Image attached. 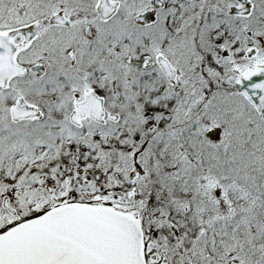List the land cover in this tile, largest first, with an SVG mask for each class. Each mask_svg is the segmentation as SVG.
Wrapping results in <instances>:
<instances>
[{
    "label": "snow or ice",
    "instance_id": "obj_1",
    "mask_svg": "<svg viewBox=\"0 0 264 264\" xmlns=\"http://www.w3.org/2000/svg\"><path fill=\"white\" fill-rule=\"evenodd\" d=\"M0 264H264V0H0Z\"/></svg>",
    "mask_w": 264,
    "mask_h": 264
}]
</instances>
